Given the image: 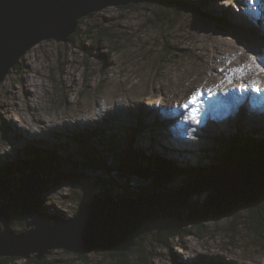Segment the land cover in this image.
<instances>
[{
	"label": "rangeland",
	"instance_id": "rangeland-1",
	"mask_svg": "<svg viewBox=\"0 0 264 264\" xmlns=\"http://www.w3.org/2000/svg\"><path fill=\"white\" fill-rule=\"evenodd\" d=\"M201 9L207 16L143 2L126 9L107 7L79 21L75 43L48 40L27 51L0 83V157L14 154V145L21 148L25 141L55 131L74 135L79 128H107L106 119L119 130L133 125L134 113L157 122L150 127L164 135L171 151L182 152L173 153L181 163L192 165L209 164L199 161L198 151L215 147L220 135L235 134L240 123L247 125L246 132L264 133V88H243L229 79L235 72L249 83L264 80V0H206ZM155 13L165 20H156ZM215 50L225 51L220 56ZM221 103L226 108L222 111ZM254 111H259L256 116L250 114ZM150 136L145 132L136 140L146 148ZM91 184H49L40 196L43 213L72 217L82 202L80 191L92 192ZM67 197L77 199L72 203ZM243 219L248 215L242 210L212 218L200 230L191 227L180 241H171L168 249L149 243L152 236L147 233L142 263L264 264V228L254 234L242 225ZM49 259L63 264L115 263L98 252L85 262L61 250Z\"/></svg>",
	"mask_w": 264,
	"mask_h": 264
},
{
	"label": "water",
	"instance_id": "water-1",
	"mask_svg": "<svg viewBox=\"0 0 264 264\" xmlns=\"http://www.w3.org/2000/svg\"><path fill=\"white\" fill-rule=\"evenodd\" d=\"M144 1L0 0V83L38 43H67L81 19ZM65 169L56 178L33 168L0 178V259L40 262L58 250L83 260L95 252L125 253L144 233L197 228L212 218L246 211L253 198L264 197V158H252L242 167L221 163L179 185L167 171L145 164L125 174L87 170L70 175ZM82 181L92 183L93 191H80L82 202L74 216L52 220L40 209L46 186H81ZM13 212L24 219V231L11 228Z\"/></svg>",
	"mask_w": 264,
	"mask_h": 264
},
{
	"label": "trees",
	"instance_id": "trees-1",
	"mask_svg": "<svg viewBox=\"0 0 264 264\" xmlns=\"http://www.w3.org/2000/svg\"><path fill=\"white\" fill-rule=\"evenodd\" d=\"M206 0H145L144 5L157 8H166L177 12L179 10H188L198 15L207 16L201 10ZM198 4V5H196ZM130 7V6H128ZM126 9L125 7H120ZM156 20L162 22L165 20V16H161L157 19L158 14L155 13ZM225 25L227 22H223ZM79 34L77 27L76 32L70 36L69 42L75 43L76 36ZM107 34L102 37L106 39ZM109 42L110 39H108ZM133 125L126 124L125 127L115 130L110 127L111 121L106 119L109 123V127L103 125H96V128L85 127L78 129L77 133L63 134L59 132L51 133L50 135L43 136L44 138H38L36 140L25 141V144L21 148H16L12 155H5L0 157V178L7 175L18 174L21 175L28 172L31 168L37 169L42 173V176L57 175L59 171L66 170L69 167L68 173H80L85 174L87 170H101L107 173L120 172L129 173L134 167H139L143 164L148 166H154L157 170L167 171L175 180L182 179L185 184H188L193 177H201L204 173L210 171L217 163H225L228 166L242 167L248 163L252 158H264V133L261 129L255 130L256 132H246L243 123L235 126V134L233 135H220L217 138L216 146L210 144L209 149H200L199 161L210 162L209 164L200 162L196 165H192L190 161L180 162L173 153H182L181 151H171L168 145L164 144V135L161 132L154 131L153 126L150 124L157 122H146L139 114L131 116ZM137 118V119H136ZM158 124V123H157ZM241 126V127H240ZM106 130H105V129ZM149 128V130H147ZM164 129V128H163ZM248 128V130H252ZM149 133L151 136L148 138L150 145L144 148L138 144L136 136L144 133ZM59 134V135H58ZM70 135V136H67ZM52 137L63 139L62 142L54 140ZM19 139V137H17ZM48 138V140L46 139ZM12 141L13 138L11 139ZM69 140V141H68ZM22 141H24L22 139ZM71 142V143H70ZM157 143L159 146H157ZM75 146V150H70V147ZM210 152V153H209ZM209 158H208V157ZM208 160V161H207ZM203 164H206L203 166ZM201 165V166H200ZM59 175L55 176L58 177ZM76 194V193H75ZM72 203L77 198L67 197ZM256 200L252 199L246 204V212L248 220L243 219L242 225H248L247 229L254 230V234L259 229L264 228V197ZM258 199V198H257ZM40 209L43 211L46 209L40 201ZM74 213L72 216H74ZM49 219H66L61 215L47 214ZM17 214L12 213L11 228L16 233L25 230L24 219ZM62 217V218H61ZM70 218V216H68ZM245 223V224H244ZM195 229H199V225H196ZM263 227V228H262ZM187 228L177 229V227H169L167 229L150 232L152 236V242L157 245L163 246V248H170L171 241L174 239L181 240L188 235ZM264 233V230L262 231ZM148 233V232H147ZM147 233L135 242L134 246L125 253H111L105 256L110 257L114 264H133L131 257H135V264H144L142 259L146 256L145 249L148 245L145 242ZM259 235V232L257 233ZM143 241V243H142ZM144 244V246H143ZM147 250V249H146ZM54 253L51 251L42 261L37 262L34 259L22 260V259H0V264H16L17 261H24L25 264H63L60 262H54L49 257ZM68 254V253H67ZM151 254V253H150ZM78 261L85 262L83 258L77 257Z\"/></svg>",
	"mask_w": 264,
	"mask_h": 264
},
{
	"label": "bare ground",
	"instance_id": "bare-ground-1",
	"mask_svg": "<svg viewBox=\"0 0 264 264\" xmlns=\"http://www.w3.org/2000/svg\"><path fill=\"white\" fill-rule=\"evenodd\" d=\"M244 1H246V0H244ZM242 3V2H241ZM244 16V15H243ZM246 17V16H245ZM261 17V16H260ZM260 17H258V19H256V21H258V20H260ZM241 18V17H240ZM262 21L264 20V15H263V19H261ZM228 47H230V46H228ZM232 47H234V46H232ZM235 48V47H234ZM229 49V48H228ZM226 50V49H225ZM224 50V51H225ZM224 51H222V52H224ZM215 52H216V54L217 55H220V56H222L221 55V53L222 52H220V51H218V50H215ZM230 56V55H229ZM257 58V57H256ZM230 61V60H229ZM258 62V61H257ZM262 63V62H261ZM263 65V64H262ZM237 69V68H236ZM246 69H244V71H245ZM263 74V73H262ZM224 75V74H223ZM224 78V77H223ZM231 81V83H236L237 85H242L243 86V88H246L247 86H253V87H262V88H264V80H257V83L256 84H254V82H252V83H249V82H247V81H244V80H241V78H239L238 76H237V73H235V72H233V75L231 76V78H229ZM252 84H254V85H252ZM235 86V85H234ZM213 88V87H212ZM214 92L211 90V91H208V94L209 95H211V94H213ZM259 111H256V113H255V111L254 112H252V113H250V114H254L255 116H256V114L258 113ZM247 115V114H246ZM245 115V116H246ZM244 116V117H245ZM137 119V118H136Z\"/></svg>",
	"mask_w": 264,
	"mask_h": 264
}]
</instances>
